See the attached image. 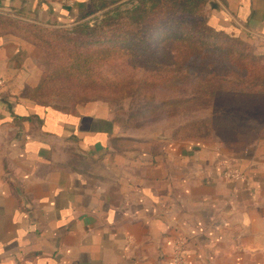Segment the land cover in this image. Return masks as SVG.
<instances>
[{"label":"crops","instance_id":"obj_1","mask_svg":"<svg viewBox=\"0 0 264 264\" xmlns=\"http://www.w3.org/2000/svg\"><path fill=\"white\" fill-rule=\"evenodd\" d=\"M92 9L0 0V21L66 27ZM207 20L264 57V0H214ZM31 49L0 30V264H173L179 242L185 264H264V136L158 140L106 103L41 105Z\"/></svg>","mask_w":264,"mask_h":264},{"label":"rangeland","instance_id":"obj_2","mask_svg":"<svg viewBox=\"0 0 264 264\" xmlns=\"http://www.w3.org/2000/svg\"><path fill=\"white\" fill-rule=\"evenodd\" d=\"M103 1L107 5L129 0ZM213 1L207 2L201 16L190 21H200L208 28L207 13ZM92 12L94 7L88 15ZM99 16H85L88 25L103 28L105 18L97 20ZM164 19L151 16L148 21L155 25ZM0 30L18 34L30 43V54L41 75L34 96L41 105L71 109L91 102L106 103L127 132L158 140L217 142L232 148L264 136V88H246L240 83L242 78L256 85L260 79L264 85V57L255 54L249 41L232 35L217 37L225 53L215 63L230 80L225 95L207 97L203 80L219 81L213 69L206 73L210 66L196 62L184 73L165 47L162 53L153 54V60L144 62L137 56L140 52L129 50V46L111 41L96 44L101 33L91 36L79 29L38 32L12 19L1 20ZM147 38L150 49L160 50L161 37L150 31ZM229 51L232 56H227ZM218 86L210 90L217 92ZM254 93L259 96L249 95Z\"/></svg>","mask_w":264,"mask_h":264},{"label":"trees","instance_id":"obj_3","mask_svg":"<svg viewBox=\"0 0 264 264\" xmlns=\"http://www.w3.org/2000/svg\"><path fill=\"white\" fill-rule=\"evenodd\" d=\"M209 0H129L123 4H107L103 0H91L94 7V12L86 17L96 16L97 20L103 17L105 26L90 27L88 21L84 17L83 20L66 27H46L38 24L23 23L32 27L38 32L47 33H64L74 31L76 29L88 31L91 36H99L100 40L96 44H101L111 41V43H119L129 50L138 53V57L144 62L153 60V54L156 52L162 53L165 47L173 53L174 62L185 73L186 67L189 64L203 63L209 65L206 73L211 69L219 81L203 80L205 84V96L221 97L227 92V85L230 78L223 76L216 65L217 59L225 53V48L217 43L216 39L219 36H226L224 32L217 31L212 27H205L200 21L191 22L190 19L198 18L202 15L203 9ZM126 4H132L128 8H123ZM151 16L165 18L162 23L153 25L148 19ZM96 20V21H97ZM195 21V20H194ZM100 31V32H99ZM155 33L156 37H161L160 50L150 49L151 43L147 38L148 32ZM87 35V34H86ZM102 37H109V40H101ZM211 39V40H210ZM169 46V47H167ZM229 51L227 56H232ZM207 57H204V55ZM215 58H209L211 56ZM169 57V56H168ZM172 59V56L169 57ZM155 61V60H154ZM216 62V63H215ZM202 67V66H200ZM204 69V68H203ZM219 74H218V73ZM241 84L246 88L257 87L264 88L257 80L256 85L252 81L246 83L244 79H240ZM219 84L213 92L210 89ZM229 95V94H228ZM226 95V96H228ZM259 96V93L249 94Z\"/></svg>","mask_w":264,"mask_h":264},{"label":"built area","instance_id":"obj_4","mask_svg":"<svg viewBox=\"0 0 264 264\" xmlns=\"http://www.w3.org/2000/svg\"><path fill=\"white\" fill-rule=\"evenodd\" d=\"M222 172L223 177L228 181L238 182L244 179L243 174L229 164L224 165ZM173 264H185V259L183 257V245L181 242L177 243L174 247Z\"/></svg>","mask_w":264,"mask_h":264}]
</instances>
